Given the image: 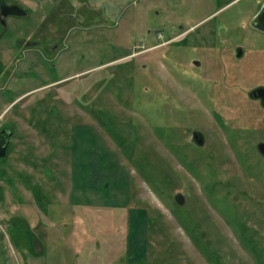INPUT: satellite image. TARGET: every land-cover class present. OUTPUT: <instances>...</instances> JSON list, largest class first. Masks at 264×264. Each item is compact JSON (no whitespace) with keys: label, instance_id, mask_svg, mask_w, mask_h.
Wrapping results in <instances>:
<instances>
[{"label":"rangeland","instance_id":"1","mask_svg":"<svg viewBox=\"0 0 264 264\" xmlns=\"http://www.w3.org/2000/svg\"><path fill=\"white\" fill-rule=\"evenodd\" d=\"M181 1L0 0V264H264L257 0Z\"/></svg>","mask_w":264,"mask_h":264},{"label":"flooded vegetation","instance_id":"2","mask_svg":"<svg viewBox=\"0 0 264 264\" xmlns=\"http://www.w3.org/2000/svg\"><path fill=\"white\" fill-rule=\"evenodd\" d=\"M174 1H175V3L182 2L181 0H174ZM243 1L244 0H203L204 3L207 2L206 3L207 6H209L210 3L215 2V6H214L215 9L208 16H206L202 20H200L198 22L199 24L197 23L193 27H196L197 28V25L202 24V22H204V21L207 22L208 20H213V22H214V19L216 18L215 19V22H214V27H213V28H215L214 30H216V31H214L215 37H213V39H211V41L219 42V43H226V41H232V40H230V38L222 37L223 32L226 31L224 27L227 26V25H229L227 21L230 20V19H227V17H225L224 19L221 18L222 19L221 20V19H217V17L219 16L218 14L221 13L222 11H224L225 9L231 7L232 5H235L236 3H243ZM15 5H18V4L17 3L1 2V4H0V11H3V9H4V11H6L7 13H10V11H11V7L10 6H15ZM254 5H255V10H254L253 14L245 22H242V21L239 22L238 23V27H240V29H241L242 27L246 26V28L254 29L258 33L264 34V29H263V27H264V1L263 0H257L254 3ZM1 14H2V12H1ZM229 18H231V17H229ZM0 19H2V17H0ZM2 21H4V20L2 19ZM218 26H219V28H218ZM213 28H212V30H213ZM178 29L180 31L184 30V25L183 24H180V26H178ZM216 35H218V36H216ZM173 40H175V39L174 38L173 39H169L168 41L170 43ZM245 40L246 39H243V40H239L238 39L237 40L239 42V44H237V47H238L237 49L238 50L242 46V44H241L242 42L241 41H245ZM244 54H245V51H243L242 54H239L238 51H237V56H239V57L244 56ZM193 62H194L193 64H195L197 66H201V62L196 61V60L193 61ZM0 63L1 64H4V63H2V61ZM25 72H27V71H25ZM2 75H3V73L1 71L0 72V80L3 77ZM79 75L73 74L71 76H65V77H60V76L59 77H52V76H50V78L46 82L42 83V85H40L39 87H37L35 89H43V88H47V87L48 88H52V87L58 88L63 83L68 82V80H70V79H75ZM80 77H78L79 78L78 79V82H79L78 84L79 85H78V87L76 89H84V86H82L81 83H80L81 81H79L81 79ZM26 83H27V80H22L21 83H20L21 88L24 87L23 85L26 84ZM259 87H264V86H259ZM259 87H257V88H259ZM251 92L252 91L249 92V95L252 98L256 99V100H259L261 102V104L264 106L263 98L260 97V96H255V95L251 94ZM54 110L55 109H52L53 112H54ZM56 111L58 113V110H56ZM7 130L11 131V134H9V136L7 138V143H6L7 149H6V153L4 155H0V158L5 157L8 154V149L11 146V138L14 135V132H15V130L11 126V124L0 125V143L2 141H4V136L7 135L6 134ZM195 131L196 130H192L193 137H194V132ZM198 132H200L202 134L200 141L203 142L204 141L203 133L201 131H198ZM201 142H199V144ZM197 143H198V141H197ZM0 161H1V159H0Z\"/></svg>","mask_w":264,"mask_h":264},{"label":"water","instance_id":"3","mask_svg":"<svg viewBox=\"0 0 264 264\" xmlns=\"http://www.w3.org/2000/svg\"><path fill=\"white\" fill-rule=\"evenodd\" d=\"M11 7V11L10 13H15V14H26V11L21 9L19 6L15 5V6H10ZM4 10V9H3ZM4 14H6L7 12L6 11H3ZM264 29V27H263ZM238 53L239 54H242L243 53V50L241 48H239L238 50ZM251 94L255 95V96H260L263 98V103H264V87H259V88H256L254 90H252ZM6 136H4V141H2L0 143V155H4L6 153V149H7V138L9 136V134H11V131L7 130L6 132ZM201 133L198 132V131H195L194 132V140L195 141H198V142H201ZM259 148L261 149L262 153H264V142H261L259 144Z\"/></svg>","mask_w":264,"mask_h":264},{"label":"crops","instance_id":"4","mask_svg":"<svg viewBox=\"0 0 264 264\" xmlns=\"http://www.w3.org/2000/svg\"><path fill=\"white\" fill-rule=\"evenodd\" d=\"M2 97H3V94H2ZM131 210H133V209H131ZM144 214V213H143ZM142 213H141V215H143ZM132 217H134V218H132ZM131 219H132V221H133V223H135V218H138V216L137 217H135V214L132 212L131 213V217H130ZM137 238H138V236L133 232V233H131V231H130V233H129V236H128V240H129V243H128V250H129V252L132 250H134L133 249V247H132V243H137L138 245H142L143 246V241L142 242H140V244H139V241H137ZM134 240V241H133ZM133 241V242H132ZM134 252V251H133Z\"/></svg>","mask_w":264,"mask_h":264}]
</instances>
